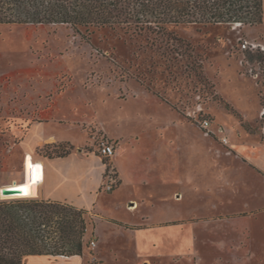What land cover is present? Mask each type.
<instances>
[{"label":"rangeland","instance_id":"rangeland-1","mask_svg":"<svg viewBox=\"0 0 264 264\" xmlns=\"http://www.w3.org/2000/svg\"><path fill=\"white\" fill-rule=\"evenodd\" d=\"M167 32L154 39L120 28L77 33L62 24H1L0 89L10 123L0 187L24 180V153L34 160L43 156L28 148L40 133L27 131L33 117H81L89 123L55 129L58 138L99 154L100 142L109 141L103 131L117 135L121 166L137 181L105 190L107 176L116 175L102 157L107 170L97 209L126 219L120 206L139 191L155 194L143 207L155 219L168 198L178 223L153 232L170 244L146 243L154 264H227L235 245L243 254L264 236V216L250 213L262 205L264 210V49L241 45L245 39L264 47V23L177 24ZM204 118L209 134L200 126ZM134 132L140 137L132 151L128 139ZM155 148L159 152L152 156ZM241 212L246 215L238 216ZM86 218L81 256L95 264L88 211ZM100 228L108 234L102 264H127L118 248L123 234ZM253 249L262 256L260 244Z\"/></svg>","mask_w":264,"mask_h":264},{"label":"trees","instance_id":"trees-1","mask_svg":"<svg viewBox=\"0 0 264 264\" xmlns=\"http://www.w3.org/2000/svg\"><path fill=\"white\" fill-rule=\"evenodd\" d=\"M263 0H0L1 24H62L79 33L91 27L137 34H169L177 24L259 25ZM9 118L0 89V172ZM71 146L38 147L46 157L65 156ZM105 163V161H104ZM89 222L86 210L47 198H0V264H24L27 255H81Z\"/></svg>","mask_w":264,"mask_h":264},{"label":"crops","instance_id":"crops-1","mask_svg":"<svg viewBox=\"0 0 264 264\" xmlns=\"http://www.w3.org/2000/svg\"><path fill=\"white\" fill-rule=\"evenodd\" d=\"M262 8V19L264 23V0ZM51 123L54 124L53 127L55 128H51L54 132L48 128ZM88 123V121H83L81 117L76 118L73 116L70 118H61L55 117L53 114L51 115V113L44 116L37 115L29 122L27 131L31 132L35 129L40 130L39 135L33 139L32 145L28 147L30 151H34L36 148L48 143H66L71 146L69 152L65 156H38L35 160L33 159L34 161L40 162L43 173V181L38 188L39 195L47 199L69 202L91 213L93 217L91 235L96 239L93 249L98 259V262L95 264H102V255L106 253V247L103 246V244L104 238L108 234H103L100 228L103 224L110 233L121 232V234H123V239L119 243L117 241V243L119 245L118 248L121 250L119 254L122 259L127 261V264H154V256L147 253L145 245L147 242H152V244L156 246L158 243L157 241L170 244L167 238L164 239L165 241L161 238L160 233L156 234L153 232L158 230L161 231L163 228L171 227L178 223V221H176V216L172 215L171 200L168 198L164 200V210L161 209L159 217L155 219H149L150 211L143 210L145 201L154 199L150 196L155 194L147 196L144 193H139V191H133L120 206V209L125 211L128 215L126 219L117 217L105 210L97 209L95 204L100 197V187L107 170L106 164L102 159L103 156L100 153L98 154L95 150L86 149L85 146H80L67 138H58L55 133V129H70V126H80ZM103 133L107 139L114 144L113 154L108 157V161L118 179V184L116 185L117 189L119 190L127 182H131L130 184H137V181L132 182V180H130L129 174H127L125 169L121 166L123 149H117L119 145L118 136L105 131H103ZM139 137V134L136 132L129 134L128 145H131L130 150H134L135 141H138ZM158 152L159 149L155 148L152 156ZM71 177H73L74 180H71ZM141 183L144 184V180ZM86 195L88 198L90 197L89 202H77V198L80 199ZM159 201L161 200L157 199V203ZM262 207L263 205L255 208L250 213L264 216ZM242 215H246L245 212H241L238 216ZM256 243L260 244V248L263 249L262 256L260 257H256L255 251H253V246ZM251 245L252 246H247L243 254L236 251L237 245H235V248L230 247L231 249L234 248V251H232L234 259L230 257V261H228L227 264H264V236L260 239H256ZM116 254L115 252L113 255L115 259H118ZM159 255L161 256L162 253L160 252ZM256 258L257 261L253 260ZM24 264H85V258L81 255H27L24 259Z\"/></svg>","mask_w":264,"mask_h":264},{"label":"bare ground","instance_id":"bare-ground-1","mask_svg":"<svg viewBox=\"0 0 264 264\" xmlns=\"http://www.w3.org/2000/svg\"><path fill=\"white\" fill-rule=\"evenodd\" d=\"M22 166L24 180H13L5 185L17 189L16 192L7 194L8 197H33L38 195L39 185L43 181L40 162L34 161L32 155L26 152L22 157Z\"/></svg>","mask_w":264,"mask_h":264},{"label":"built area","instance_id":"built-area-1","mask_svg":"<svg viewBox=\"0 0 264 264\" xmlns=\"http://www.w3.org/2000/svg\"><path fill=\"white\" fill-rule=\"evenodd\" d=\"M241 45H242V48H249L250 50L256 49L257 47H260L262 50L264 49V47L262 45H260L259 43L253 42V41H248L245 39L242 41ZM200 126L206 134H209L211 132V130L209 129L210 123H209L208 119H206V118L202 119L200 121ZM223 140L225 143L227 142V140L225 138ZM97 151L103 157L108 158L113 154L114 144L111 141L104 140V141L100 142V144L97 146ZM116 185H117L116 177L110 175V176H107V180L105 181V183H103V188L107 191H111L116 187ZM89 243H90L91 247L95 246L94 240H91Z\"/></svg>","mask_w":264,"mask_h":264},{"label":"water","instance_id":"water-1","mask_svg":"<svg viewBox=\"0 0 264 264\" xmlns=\"http://www.w3.org/2000/svg\"><path fill=\"white\" fill-rule=\"evenodd\" d=\"M16 191H17V189L12 188V187H7V186L0 187V194L1 195H7V194H10V193H14Z\"/></svg>","mask_w":264,"mask_h":264}]
</instances>
